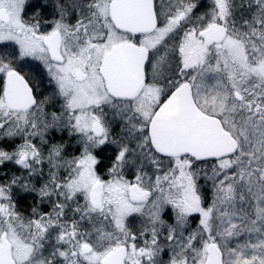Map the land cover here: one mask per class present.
Here are the masks:
<instances>
[{"label":"snow or ice","instance_id":"1","mask_svg":"<svg viewBox=\"0 0 264 264\" xmlns=\"http://www.w3.org/2000/svg\"><path fill=\"white\" fill-rule=\"evenodd\" d=\"M0 264H264V0H0Z\"/></svg>","mask_w":264,"mask_h":264},{"label":"trees","instance_id":"2","mask_svg":"<svg viewBox=\"0 0 264 264\" xmlns=\"http://www.w3.org/2000/svg\"><path fill=\"white\" fill-rule=\"evenodd\" d=\"M201 11H203V9H201ZM30 65L35 64L36 62H29ZM36 79L34 80V85H41L42 82V87H41V91H48V89L50 88V86H48L47 84V80L46 77L43 75L42 69H36ZM107 166H105L106 168ZM33 198L32 197H26V198H22L20 203H21V211H27L29 209V206L33 204ZM46 210V209H45Z\"/></svg>","mask_w":264,"mask_h":264},{"label":"flooded vegetation","instance_id":"3","mask_svg":"<svg viewBox=\"0 0 264 264\" xmlns=\"http://www.w3.org/2000/svg\"><path fill=\"white\" fill-rule=\"evenodd\" d=\"M33 3H40V0H32ZM49 12L51 11V8L49 7ZM45 91V90H44ZM99 156L101 158V160L103 161V166L101 167V172H103L105 170V166H107L109 164V162L112 159L113 153L110 150H105L103 152L99 153Z\"/></svg>","mask_w":264,"mask_h":264},{"label":"rangeland","instance_id":"4","mask_svg":"<svg viewBox=\"0 0 264 264\" xmlns=\"http://www.w3.org/2000/svg\"><path fill=\"white\" fill-rule=\"evenodd\" d=\"M49 86V85H48Z\"/></svg>","mask_w":264,"mask_h":264}]
</instances>
